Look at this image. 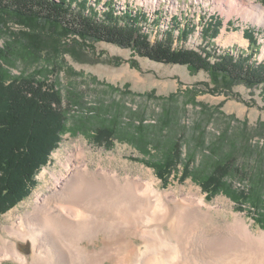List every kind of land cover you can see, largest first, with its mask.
Listing matches in <instances>:
<instances>
[{"label":"rangeland","instance_id":"1","mask_svg":"<svg viewBox=\"0 0 264 264\" xmlns=\"http://www.w3.org/2000/svg\"><path fill=\"white\" fill-rule=\"evenodd\" d=\"M180 2L185 4L188 16L182 14V19L177 16V24L181 28L182 24L191 22L194 27L186 36L179 35V39L183 41L185 38L183 43L188 47L205 43L207 38L201 34V27L204 26L208 9L213 8L206 5L207 0L198 3L193 0ZM213 6L214 15L221 23L217 36L205 45L217 53L222 47L224 52L229 51L230 48L225 47L234 44L238 45L239 50L248 51L252 61L264 59V0H216ZM198 10L200 20H197L196 14L191 16L192 12ZM163 11L158 10L156 13L163 15ZM17 19L14 14L0 8V49L8 61L4 63L0 60V65L9 70L11 75L32 76L39 83H45L58 91L62 108L67 113L68 130L52 151L46 165L36 174L30 194L0 214V242L4 241L6 245L8 241H14L18 243L17 246L22 243L20 237L9 233L8 226L13 225L19 216L33 210L37 194L50 193L49 174H46L47 180L39 175L44 167L52 170L53 165L58 166L53 152L64 138H67V142L63 144L69 147L78 138L86 142L90 168L96 167L101 161L103 166L121 174L153 179L159 190L174 191L179 197H188L197 192L212 206L211 226L206 227L209 234L223 231L225 223L236 216L242 217L254 233L264 232L263 202L254 210L250 204L242 207L224 191L209 194L200 184L201 179L213 171L218 159L216 153H221L220 157L225 156L228 159L225 162H232V168L249 170L250 173L264 169V94L261 84L248 87L243 82L231 81L211 70L192 71L187 65L156 62L138 55L131 48L93 41L90 37L80 38L69 30L66 32L64 24L62 27L48 25L46 32H40L44 36V43L40 50H36L38 53L31 54L26 51L30 28L19 24ZM172 21H176L174 16L162 24L169 27ZM152 26L155 31H149V28L148 33L150 40L154 41L156 37L162 36L165 28L158 27L157 30V27ZM172 32L174 37L177 36V30L173 29ZM48 35L52 37L45 38ZM236 35L244 43L238 41L234 37ZM255 37L256 43L252 50L249 39ZM211 55L216 56L215 53ZM207 59L209 63H214L213 58ZM166 114L169 115L168 119ZM113 125L118 129L116 133L112 130ZM140 125L146 126L149 141L157 139L160 142L158 150L149 144L137 142L136 127ZM94 135L99 136L100 143ZM131 135H134L135 144L128 141ZM174 142L179 144L177 151L180 157L175 169L167 177L160 178L151 164L168 157V150ZM63 153L61 147L60 154ZM229 182L231 192L248 183L241 176H232ZM148 199L146 205L151 210L154 208L153 198L148 196ZM119 218L112 222L111 234H107L104 240V234L101 233L96 245L84 243L90 248H113L115 258L122 254L129 239L143 248L141 236L121 232L126 226V219ZM130 220L140 230L139 233H148L156 225L141 214L130 217ZM163 227L164 230L154 229L151 235L163 252L169 249L174 254L176 241L166 234L168 225L164 224ZM26 254L23 252L22 255L28 257L29 254ZM134 261L128 264H136ZM105 263L112 264L110 261ZM0 264L21 263L8 257L1 259Z\"/></svg>","mask_w":264,"mask_h":264},{"label":"trees","instance_id":"2","mask_svg":"<svg viewBox=\"0 0 264 264\" xmlns=\"http://www.w3.org/2000/svg\"><path fill=\"white\" fill-rule=\"evenodd\" d=\"M0 8L14 14L19 24L30 28L26 51L31 54L38 53L36 50H40L44 43V36L40 32H46L48 25L62 27L64 24L66 32L69 30L80 38L90 37L93 41L131 48L138 55L156 62L187 65L192 71L211 70L231 81L243 82L248 87L261 84L264 94V59L252 61V55L243 50L237 56L224 50L223 53H216L205 45L217 36L221 23L217 15L206 19L201 27V34L207 41L196 47H188L183 43L185 38L183 41L179 38L193 30L191 22H188L189 26L182 24L180 28L175 15L176 21H172L168 27L162 24L164 20L158 15L150 17L140 7L134 9L129 5L120 9L113 0H105L103 4L101 0H0ZM152 25L157 30L158 27L165 28L162 36L156 37L154 41L150 40L148 33L149 28V31H155ZM173 29L178 32L175 37ZM249 42L253 50L256 37L250 38ZM212 53L216 56L212 57ZM207 58H213L214 63H209ZM0 60L8 62L1 49ZM2 67L0 65V214L30 194L36 174L46 165L52 151L68 130L67 113L62 108L58 91L45 83H39L32 76L11 75L9 70ZM166 118H169L168 114ZM112 130L116 133L118 129L113 125ZM135 135L138 137L137 142L159 149L160 142L157 139L149 141L146 126H137ZM133 136L128 141L135 144ZM94 138L100 143L99 136L94 135ZM178 146L174 142L168 150V157L151 164L160 178L167 177L175 169L180 157ZM220 155L216 153L218 159L213 171L201 179L202 188L209 194L224 191L240 206L250 204L253 210L259 208L261 202L264 204V169L253 173L235 169L230 167L232 162H225L228 159ZM232 176L247 179V185L231 192L229 181Z\"/></svg>","mask_w":264,"mask_h":264},{"label":"bare ground","instance_id":"3","mask_svg":"<svg viewBox=\"0 0 264 264\" xmlns=\"http://www.w3.org/2000/svg\"><path fill=\"white\" fill-rule=\"evenodd\" d=\"M234 37L244 43L240 36ZM65 140L53 152L58 166L44 167L39 175L47 180L49 174L50 193L37 194L33 210L8 226L9 233L22 243L0 242V260L9 257L21 264H128L133 259L136 264H264V232L254 233L242 217L225 223L223 231L209 234L206 227L211 226L212 206L197 192L179 197L174 191L159 190L153 179L121 174L101 161L90 168L86 142L78 138L69 147L63 144ZM148 196L154 202L151 210L146 205ZM140 214L156 223L148 233H139L130 220ZM119 217L126 219L121 232L141 236L143 248L129 239L115 258L113 248L88 247L86 242L96 245L101 233L104 240ZM164 224L169 227L166 234L176 241L174 254L168 249L165 255L151 235L154 229L164 230Z\"/></svg>","mask_w":264,"mask_h":264},{"label":"built area","instance_id":"4","mask_svg":"<svg viewBox=\"0 0 264 264\" xmlns=\"http://www.w3.org/2000/svg\"><path fill=\"white\" fill-rule=\"evenodd\" d=\"M105 0H102L101 3L103 4ZM114 3L120 8V9H125L126 5H129L131 7H133L134 9L136 7H140L141 9H143L144 12L147 13L148 16L150 17H154L155 15L160 16L162 19V21L164 20V22H166L167 20H169L170 18H172L173 16L177 15L179 16L180 19H182V14H184V16H188V10L185 7V4H183V2H180L181 0H147L146 3H144L145 0H113ZM194 2H200L201 0H193ZM208 2L206 3V5H209L208 7L213 8L212 10L208 9V12L206 13V17L204 18L206 19H210L212 16H215V7L213 6V3L216 2V0H207ZM213 6V7H212ZM158 10H164L163 11V15L162 14H158L156 13ZM200 10V9H199ZM198 10V12H192L191 16H194L196 14L197 20H200V11ZM202 14L204 15V13L202 12ZM168 16L167 18L165 16ZM204 20V21H205ZM204 23V22H203ZM163 27V26H162ZM232 45V44H231ZM238 45H234L231 47L226 46L225 48H230L228 49L229 53L231 55L237 56L238 52L240 53L241 50L238 49L237 47ZM224 50V48H222L221 50L217 51V52H222ZM237 51V53H236Z\"/></svg>","mask_w":264,"mask_h":264}]
</instances>
